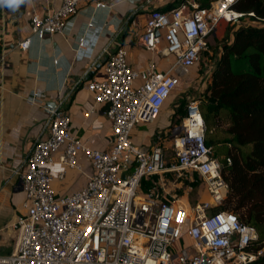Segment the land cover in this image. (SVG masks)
<instances>
[{"label": "built area", "instance_id": "obj_1", "mask_svg": "<svg viewBox=\"0 0 264 264\" xmlns=\"http://www.w3.org/2000/svg\"><path fill=\"white\" fill-rule=\"evenodd\" d=\"M87 1L60 0V7L45 15L34 12L32 35L63 33ZM236 1L180 0L170 10L151 12L138 41L176 57L166 71L154 63L133 69L122 47L109 55L106 80L92 79L88 89L97 103L108 105L114 128L110 149H93L72 135L62 101L44 105L50 132L37 140L22 174L27 212L14 221L15 245L10 253H0V264H250L263 254L264 249H248L259 237L254 226L217 209L229 184L206 142L198 98L188 100L182 122L159 131L154 144L135 141L139 125L157 119L181 78L209 51L220 22L248 17L233 8ZM23 14L18 9L11 20ZM31 41L27 37L18 46L27 50ZM0 65H8L2 54ZM43 96L35 89L28 100L43 105ZM79 154L91 161L94 172L80 190L58 194L52 166L59 162L80 169ZM58 178H65L64 170Z\"/></svg>", "mask_w": 264, "mask_h": 264}, {"label": "crops", "instance_id": "obj_2", "mask_svg": "<svg viewBox=\"0 0 264 264\" xmlns=\"http://www.w3.org/2000/svg\"><path fill=\"white\" fill-rule=\"evenodd\" d=\"M179 2L89 0L80 4L63 33L41 37L32 35V14L45 15L59 8L60 0H23L18 5L0 0V54L8 63L0 65V246L7 247L11 240L15 245L17 231L12 225L27 212L21 177L35 143L50 132V113L44 105L54 107L62 101L70 117V133L93 149H110L114 128L106 115L108 105L97 103L88 85L92 79L106 80V61L121 47L127 51V64L137 71L151 63L161 71L168 70L176 57L147 49L139 43L137 34L144 31L152 11L170 10ZM18 9L24 14L18 21H12L11 16ZM30 36V48H19V42ZM200 63L201 60L191 68L187 78H181L157 119L139 125L137 141L141 139L142 146L154 144L159 131L179 125L175 119L186 113L179 112L182 102L197 98L189 94L195 87H189L194 77L201 75ZM208 66L205 63L206 73ZM141 84V79L135 81V86ZM35 89L44 91L43 105L29 102L28 97ZM149 124L154 131L148 130ZM78 162L80 169L59 162L52 166L53 186L58 194H71L87 184L94 167L83 154H79ZM63 170L65 178L61 180L58 175Z\"/></svg>", "mask_w": 264, "mask_h": 264}, {"label": "trees", "instance_id": "obj_3", "mask_svg": "<svg viewBox=\"0 0 264 264\" xmlns=\"http://www.w3.org/2000/svg\"><path fill=\"white\" fill-rule=\"evenodd\" d=\"M233 8L248 17L232 26L219 47L209 85L198 99L206 142L229 184L228 195L217 209L229 210L242 223L254 226L259 237L248 249L259 251L264 249V0H237ZM249 50V69L235 71L232 58H243ZM187 102H182L179 112H186ZM182 119H175L176 124ZM250 264H264V252Z\"/></svg>", "mask_w": 264, "mask_h": 264}, {"label": "rangeland", "instance_id": "obj_4", "mask_svg": "<svg viewBox=\"0 0 264 264\" xmlns=\"http://www.w3.org/2000/svg\"><path fill=\"white\" fill-rule=\"evenodd\" d=\"M207 0H204V2ZM246 20V19H245ZM235 25V23H230L227 21H221L218 28H217V32L216 35L211 38V42H210V48L209 51L206 52L202 58H201V67L203 68V70H201V68L199 69V73L203 76V78H201L202 76H196L194 77V79L191 81V85H190V89L194 90L193 92H189V94L191 96H196L197 98L202 97L204 91L206 90L207 86L209 85V79H210V73L212 71L213 65H214V60L216 61V59L219 57V47L225 43L226 41V37L228 35V33L230 32V29L232 28V26ZM251 50H249L248 52H246L245 56L243 58L240 59H236V58H232V66L233 69L235 71H247L249 69V62L247 60V54L250 52ZM203 60V61H202ZM205 63L209 64L207 70L208 73H206L204 70L206 69L205 67ZM188 77V76H187ZM186 76L184 78H187ZM154 127L152 125H148V130L150 132L154 131L153 129ZM139 137H136L135 141L137 143V145L141 146L140 144V140L139 142L137 141ZM142 143V141H141ZM14 248V242L11 240L10 244L7 247H2L0 246V253H7V252H11ZM226 264H236L235 262H227Z\"/></svg>", "mask_w": 264, "mask_h": 264}, {"label": "clouds", "instance_id": "obj_5", "mask_svg": "<svg viewBox=\"0 0 264 264\" xmlns=\"http://www.w3.org/2000/svg\"><path fill=\"white\" fill-rule=\"evenodd\" d=\"M8 2L11 3V4H16V5H18V4H20V3H23V0H8Z\"/></svg>", "mask_w": 264, "mask_h": 264}]
</instances>
